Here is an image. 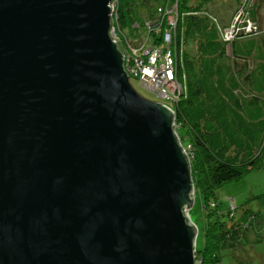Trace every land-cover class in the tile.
I'll list each match as a JSON object with an SVG mask.
<instances>
[{
    "label": "water",
    "instance_id": "1",
    "mask_svg": "<svg viewBox=\"0 0 264 264\" xmlns=\"http://www.w3.org/2000/svg\"><path fill=\"white\" fill-rule=\"evenodd\" d=\"M111 0H0V264H198L175 112L141 96Z\"/></svg>",
    "mask_w": 264,
    "mask_h": 264
},
{
    "label": "trees",
    "instance_id": "2",
    "mask_svg": "<svg viewBox=\"0 0 264 264\" xmlns=\"http://www.w3.org/2000/svg\"><path fill=\"white\" fill-rule=\"evenodd\" d=\"M215 1L119 0L116 22L118 37L130 42L122 50L143 53L146 44V49L171 51L175 59L182 92L170 107L190 161L195 198H203L205 215L198 264H222L223 250L249 232V226L234 220L233 204L228 213L219 212L217 190L264 168V37L247 31L249 24H258V17L252 10L251 18L242 17L246 0H237L240 7L230 21L212 11ZM175 5V30L164 23L156 34L146 31L159 8ZM233 26L235 35L227 41L225 31ZM167 31L171 43L165 41Z\"/></svg>",
    "mask_w": 264,
    "mask_h": 264
},
{
    "label": "rangeland",
    "instance_id": "3",
    "mask_svg": "<svg viewBox=\"0 0 264 264\" xmlns=\"http://www.w3.org/2000/svg\"><path fill=\"white\" fill-rule=\"evenodd\" d=\"M237 0H216L212 3V11L219 17L230 21L232 14L240 7ZM243 2V1H242ZM240 3V2H239ZM242 17L246 14L250 17L251 10L258 17V24H252L250 30L259 32L264 37V0H246ZM137 41V40H136ZM132 66L134 63L131 64ZM134 89L144 98L161 102L153 94L143 89L140 83L131 79ZM218 210L228 213L231 205L234 206V216L237 223L249 226V232L244 239L234 246L223 250L222 264H264V168L250 172L242 179L222 186L216 192ZM201 196L194 200L189 211L191 219L197 227V250H203L205 244V215L202 210Z\"/></svg>",
    "mask_w": 264,
    "mask_h": 264
},
{
    "label": "built area",
    "instance_id": "4",
    "mask_svg": "<svg viewBox=\"0 0 264 264\" xmlns=\"http://www.w3.org/2000/svg\"><path fill=\"white\" fill-rule=\"evenodd\" d=\"M119 0H111V18L112 30L111 36L119 46L122 54L125 57V69L130 79L137 80L141 87L153 94L164 105L169 108L172 102H175L182 92V85L177 81L176 62L171 51L162 53L158 48H145L144 52L139 53L137 50L130 52L121 49V45H128L130 42L127 39H120L117 35V16L119 15ZM157 20L154 23L145 25L146 31L150 34H156L161 29V26L166 23L171 32L177 28L179 11L177 5L173 8H159L157 11ZM239 21V19H237ZM249 24L247 31L252 33ZM235 35V26L225 31L227 41L233 39ZM165 41L171 43L172 35L170 31L165 33ZM134 63L132 66L131 64ZM172 109V108H171ZM188 215L190 216L189 212Z\"/></svg>",
    "mask_w": 264,
    "mask_h": 264
}]
</instances>
